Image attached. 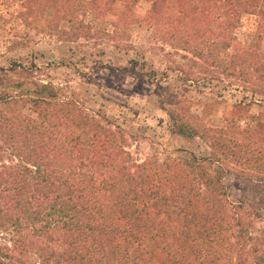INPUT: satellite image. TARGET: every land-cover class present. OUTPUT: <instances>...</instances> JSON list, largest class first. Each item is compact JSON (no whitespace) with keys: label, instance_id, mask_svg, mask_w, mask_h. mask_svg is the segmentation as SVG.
<instances>
[{"label":"trees","instance_id":"obj_1","mask_svg":"<svg viewBox=\"0 0 264 264\" xmlns=\"http://www.w3.org/2000/svg\"><path fill=\"white\" fill-rule=\"evenodd\" d=\"M140 1L149 8L137 15ZM25 4L69 14L86 7L97 18L109 17L116 35L139 22L193 56L191 70H180L181 81L199 85L192 71L198 64L201 80L219 81L240 99L220 127L177 99L165 108L169 131L198 137L209 154L154 153L137 161L118 124L62 95L60 87L32 78L0 80V264H264V193L234 203L222 182L240 161L256 168L245 186L264 192V109L246 114L245 107L264 97V54L259 42L235 45L233 32L245 13L264 27V0ZM7 69L32 71L15 61L0 67ZM257 223L262 226L255 229Z\"/></svg>","mask_w":264,"mask_h":264},{"label":"rangeland","instance_id":"obj_2","mask_svg":"<svg viewBox=\"0 0 264 264\" xmlns=\"http://www.w3.org/2000/svg\"><path fill=\"white\" fill-rule=\"evenodd\" d=\"M148 8V2L140 1L133 10L142 15ZM216 22L211 27H216ZM112 32L109 17L97 18L86 7L73 14L56 11L50 4L31 11L25 0H0V67L9 68L15 61L32 70L0 71V80L32 78L60 87L62 95L118 124L125 133L127 150L137 161L154 153L159 158L188 157L190 153L207 156L210 148L198 137L169 131L165 108L183 99L190 113L202 114L205 123L220 127L225 114L240 99L237 91L223 89L219 81L201 80L204 75L197 73L198 64L193 65L192 71L195 77L199 76V85H189L192 79L181 81L180 70H191L193 56L163 41L150 27L134 22L118 29L117 35ZM233 32L235 45L248 47L259 42L264 54V27H260L256 16L242 14ZM131 60L138 63L132 64ZM208 70V74L216 76L212 67ZM248 100L249 95L245 102ZM245 107L246 114L262 111L264 97L256 96ZM239 162V167L222 177L234 203L242 198L256 199L264 193L245 186V178L255 179L256 168ZM259 226L262 223L254 228ZM252 233L258 235V230ZM254 241L247 242L246 248H251ZM224 248L220 245L216 252L222 254Z\"/></svg>","mask_w":264,"mask_h":264}]
</instances>
